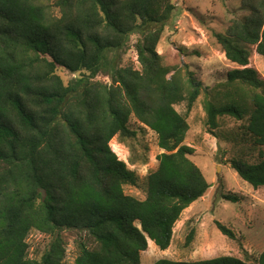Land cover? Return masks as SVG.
<instances>
[{"label":"trees","instance_id":"1","mask_svg":"<svg viewBox=\"0 0 264 264\" xmlns=\"http://www.w3.org/2000/svg\"><path fill=\"white\" fill-rule=\"evenodd\" d=\"M240 2L245 14L212 33L238 67L205 87L186 64L165 65L157 53L174 0H0V264H65L63 232L79 237L73 264H140L148 240L168 249L182 212L210 187L184 144L187 115L202 95L206 132L231 146L226 164L253 189L264 186V78L249 67L252 47L264 58V0ZM132 36L137 70L121 66ZM131 118L163 151L143 180V200L124 192L140 181L128 169L135 162L109 146L136 137ZM221 198L245 201L231 192ZM31 232L51 239L38 259L28 256ZM153 264H264V250L254 263L220 256Z\"/></svg>","mask_w":264,"mask_h":264},{"label":"rangeland","instance_id":"2","mask_svg":"<svg viewBox=\"0 0 264 264\" xmlns=\"http://www.w3.org/2000/svg\"><path fill=\"white\" fill-rule=\"evenodd\" d=\"M174 4V19L165 25L157 53L163 57L165 65L179 68L181 62L186 64L205 87L223 82L226 73L238 66L226 60L212 33H223L232 19L245 14L240 10V0H174ZM136 39L137 36H132L128 48L120 55L121 66L137 70L140 67L133 46ZM180 48L186 49V57L178 55ZM250 51L249 67L256 69L264 78V58L257 55L254 47ZM58 74L65 83L72 77L63 70H59ZM96 80L109 83L106 75H100ZM202 101L203 95L187 115L189 130L184 144L194 149L190 160L202 171L210 187L201 200L182 212L174 226L168 249L161 251L148 240L147 250L140 254V264H153L160 259L193 262L220 256L254 263L264 250V186L253 189L226 164L227 155L232 152L231 146L206 132ZM175 109L178 113H185L183 105ZM226 124L230 128L239 122L227 120ZM130 125L136 130V137L124 143L114 137L109 146L119 160L135 162L134 165L127 164L128 169L134 171L140 181L137 187H125L124 192L143 200V180L156 170L157 157L163 151L158 148L156 136L151 130L135 118H131ZM227 192L241 195L245 201L240 204L224 201L221 194ZM214 221L233 231L236 239L229 240L222 235ZM191 229L195 232L194 239L190 247L185 248L184 239ZM62 237L66 242L65 264H73L78 234L63 232ZM50 241V237L44 234L31 232L26 240L29 258L38 259Z\"/></svg>","mask_w":264,"mask_h":264}]
</instances>
